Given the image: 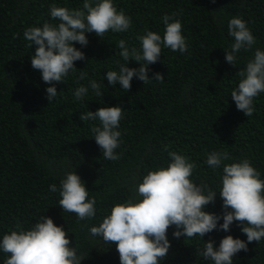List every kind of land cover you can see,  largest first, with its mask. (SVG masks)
Listing matches in <instances>:
<instances>
[{
	"label": "trees",
	"instance_id": "16d2710c",
	"mask_svg": "<svg viewBox=\"0 0 264 264\" xmlns=\"http://www.w3.org/2000/svg\"><path fill=\"white\" fill-rule=\"evenodd\" d=\"M83 2L0 0V240L21 230L18 225L26 231L42 216H50L65 229L77 255L84 257L81 264H120L116 245L92 236L90 228L99 226L112 207L129 196L141 199L135 188L148 172L167 167L168 154L175 151L196 165L190 179L205 185V194L217 193L205 211L221 219L203 238H176V227L170 226L171 246L160 264H214L197 254L205 241H214L217 249L227 235L247 241L239 222L227 232L219 227L225 211L219 195L223 166L247 158L264 180V93L254 98L251 117L239 111L231 97L240 81L235 73L246 68L257 48L264 50V0H113L117 10L131 18L130 28L122 33L109 30L103 39L88 32L86 46L74 42L85 58L74 62L76 68L63 82H52L58 94L50 104V85L31 66L37 46L30 49L23 34L45 21L58 24L50 16L53 4L72 10L82 8ZM173 13L182 24L188 49L181 53L161 45L162 53L148 65V75L161 73L164 80L150 78L145 84L134 76L127 92L119 83L109 84L107 72H118L127 63L117 42L123 39L129 49L141 51L137 36L150 30L163 37L162 18ZM233 17L245 20L256 39L251 50L236 54V66L225 60L234 43L228 34ZM127 66L139 68L141 62L130 59ZM81 72L87 76L78 80ZM92 80L100 84L103 95L91 89ZM81 85L88 87V94L77 100L74 93ZM117 105L122 107L115 149L120 159L111 161L93 137L92 128L101 126L100 121H83L80 116ZM214 151L229 153L216 169L206 164ZM74 171L88 188V199L96 200L94 218L79 220L59 206L60 182ZM53 184L56 192L50 191ZM7 255L0 250V264ZM232 264H264V238L248 243V250L235 254Z\"/></svg>",
	"mask_w": 264,
	"mask_h": 264
},
{
	"label": "clouds",
	"instance_id": "9594fccd",
	"mask_svg": "<svg viewBox=\"0 0 264 264\" xmlns=\"http://www.w3.org/2000/svg\"><path fill=\"white\" fill-rule=\"evenodd\" d=\"M50 16L59 23L45 21L42 27H28L23 35L30 49L33 45L37 46L31 66L39 70L43 81L50 85L46 92L51 104L58 94L52 82H63L70 70L76 68L74 62L85 58L74 42L86 46L88 32H94L102 39L109 30L122 33L130 28L131 18L123 10L118 11L113 0H96L95 4L92 0H84L82 8L72 10L53 4ZM175 16L176 13L163 16V37L150 30L137 36L141 51L135 47L129 49L123 39L117 42L116 46L121 50L119 55L127 63L120 65L118 72H107L109 84L115 86L119 83L127 92L131 89L134 76L145 84L150 78L164 80L161 73H155L154 77L148 75V65L156 63L162 53L161 45L181 53L188 49L182 35V24L174 19ZM228 34L234 38V43L230 45L231 50L226 51L225 60L236 66V54L242 49L251 50L256 39L241 17L230 19ZM130 59L141 62V67H128ZM235 75L240 77V81L231 92V97L237 109L251 117L255 111L254 98L264 93V50L257 48L246 68L238 70ZM86 76L81 72L78 80ZM90 87L96 95H103L100 84L95 80L90 82ZM87 94L88 87L83 85L74 93L77 100ZM121 117L122 107L119 105L100 107L80 116L83 121H100L101 126H93L92 132L107 160L120 159L115 149L119 147ZM168 155L171 158L168 166L148 172L135 188L141 199L129 196L125 202L115 204L99 226L90 228L92 236H99L104 242L116 245L120 264H160L171 246L167 237L170 226L176 227L173 234L176 238H203L217 229L221 216L205 211V206L214 202L217 193L209 190L205 194L206 186H197L190 179L196 165L189 162L186 156L175 151ZM228 159L227 151H214L208 155L206 164L216 169ZM50 191H57L55 184L50 186ZM59 195V206L63 212L74 213L79 220L95 217L96 200L94 197L88 199V188L76 171L65 174L60 182ZM219 195L225 209L220 229L227 232L234 221L239 222L247 241L227 235L222 238L218 249L214 247V241L208 240L202 250L197 249V254L214 264H232L235 254L248 250V243H258L264 238V180L247 158L229 163L223 166ZM17 227L21 230L11 231L0 240V250L8 254L4 264H81L84 259L70 246L65 229L55 224L50 216H42L29 230H23L20 225Z\"/></svg>",
	"mask_w": 264,
	"mask_h": 264
}]
</instances>
